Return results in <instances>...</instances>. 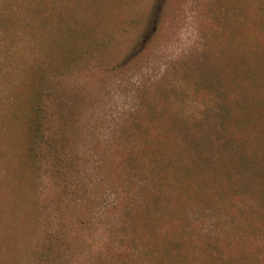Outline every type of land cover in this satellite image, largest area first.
<instances>
[{
    "label": "rangeland",
    "instance_id": "374dc122",
    "mask_svg": "<svg viewBox=\"0 0 264 264\" xmlns=\"http://www.w3.org/2000/svg\"><path fill=\"white\" fill-rule=\"evenodd\" d=\"M35 1L40 2L41 25L22 35L31 45L28 54L36 60H21L20 68L17 60H11L10 65L22 70V80L35 64L46 67L52 61L50 55L57 39H61L56 16L68 19L75 29V38L79 36L77 49H89L87 58L73 60L72 69L60 75L70 82L79 108L73 123L77 160L74 158L75 168L68 182L72 194L68 200L74 207L69 211L70 216L74 215L67 231L71 248H67L63 264H101L99 259L109 254L106 242L112 229L123 221L120 203L124 195L135 191L136 200L141 199L137 186L146 175L132 170L136 177L131 187L121 171L132 147L141 149L145 140L137 126L138 130L148 131L163 127L166 130L161 140L173 137L182 142L181 131L171 134L167 129L193 125L194 121L188 120L191 114L204 125L212 124L213 118L202 117L205 108L212 115L222 112L225 106L226 111L244 116L241 123L237 121L242 131H235L234 138L250 140L246 156L257 166L245 158L238 167L234 163L233 174L237 178L241 167L248 168L240 169L245 175L240 179H249V175L254 176L251 168H255L263 174L259 181L264 180V60L255 58V53L248 57L244 53L252 48L253 33L264 36V0H162L154 17L151 12L156 0L26 3L31 7ZM52 11L54 20H41L40 16H49ZM82 36H87L89 46H84ZM241 53L247 58L244 63L239 60ZM234 63H240L242 70L252 68L257 74L237 81L233 77ZM202 74L206 80L210 76L213 87L207 88V81L198 83ZM221 92L223 95H218ZM153 111L163 112L161 118L152 117ZM5 130L0 124V132L4 134ZM150 138L157 139L155 131ZM4 143L6 149L16 145L13 137L5 138ZM232 160H227L228 165ZM43 179V195L51 196V182L45 176ZM252 188L229 209L217 204L206 209L187 207L186 222L196 255L206 260L210 254L215 255L218 264H264V185ZM78 210L85 211L83 216H76ZM12 223L16 227L10 226L5 233V251L12 244L21 247L23 220L17 221L12 213ZM120 251L121 244L116 242L112 253Z\"/></svg>",
    "mask_w": 264,
    "mask_h": 264
},
{
    "label": "trees",
    "instance_id": "16d2710c",
    "mask_svg": "<svg viewBox=\"0 0 264 264\" xmlns=\"http://www.w3.org/2000/svg\"><path fill=\"white\" fill-rule=\"evenodd\" d=\"M161 1L156 0L152 17L157 15ZM39 5V1L29 7L26 0H0V124L7 130L4 134L0 132V150L3 151L0 153L3 161L0 164V264H63L67 259L65 252L71 248L67 231L73 214L70 216L69 211L74 207L68 200L72 195L68 182L77 160L73 123L79 108L70 82L60 75L72 69L73 60L87 58L89 49H77L79 36L75 38L76 31L68 19L57 16L55 19L53 11L49 16H40L43 21L55 19L61 39H57L48 66L35 64L22 80L21 60H36L28 54L31 45L22 32L36 31L37 25H41ZM261 24L264 25V20ZM252 35V48L250 46L244 53L247 57L255 53V58L264 60V45L261 46L264 36L259 32ZM82 37L84 46H89L87 36ZM245 55H239L242 63L247 60ZM11 60H17L19 68H11ZM232 70L237 81L245 76L251 79L257 74L252 68L242 70L240 63H234ZM207 77L209 80L202 74L198 83L207 81L206 87H213L210 76ZM222 109L219 114L203 112V118L214 119L212 124L204 125L191 114L188 120L192 119L193 125L169 127L167 131L171 134L181 131L182 142L173 137L161 140L162 131L166 130L163 127L148 131L138 130L137 126V132L144 134L145 140L141 149L132 147L121 171L124 181L131 187L136 177L132 170L146 175L144 182L137 186L142 197L136 200L135 191L124 195L120 203L123 221L112 229L106 242L109 254L98 263L189 264L192 260L195 264H218L215 255L210 254L206 260L194 253L196 246L190 239L186 222L187 207L206 209L217 204L229 209L240 195L253 189L252 186L264 185V180L259 181L263 174L255 168H251L254 176L249 175V179H240L245 176L240 169L248 168L241 167L237 178L233 174L234 163L238 167V162L245 158L253 166L256 164L246 156L250 140L234 138L235 131H242L237 121L241 123L244 116L226 111L225 106ZM162 114L153 111L152 117L161 118ZM153 131L155 140L150 138ZM10 137L16 145L6 149L4 139ZM178 144L182 145L181 149ZM227 160H232L230 165ZM43 176L51 182V196L43 195ZM12 213L17 221L23 220L21 247L12 244L11 249L5 251L2 247L5 233L10 226L16 227L12 223ZM84 213L78 210L76 216ZM116 242L121 244V251L112 253ZM206 248L202 250L205 252Z\"/></svg>",
    "mask_w": 264,
    "mask_h": 264
}]
</instances>
